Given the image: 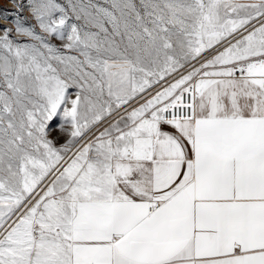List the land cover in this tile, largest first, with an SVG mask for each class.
Returning a JSON list of instances; mask_svg holds the SVG:
<instances>
[{"label": "snow or ice", "instance_id": "6c2138e0", "mask_svg": "<svg viewBox=\"0 0 264 264\" xmlns=\"http://www.w3.org/2000/svg\"><path fill=\"white\" fill-rule=\"evenodd\" d=\"M8 2L0 264H264V0Z\"/></svg>", "mask_w": 264, "mask_h": 264}, {"label": "rangeland", "instance_id": "374dc122", "mask_svg": "<svg viewBox=\"0 0 264 264\" xmlns=\"http://www.w3.org/2000/svg\"><path fill=\"white\" fill-rule=\"evenodd\" d=\"M0 10H8L15 11V5L13 3H9L8 0H0ZM25 16H28V13H24ZM3 27H11L10 24L6 23L4 20L0 19V28Z\"/></svg>", "mask_w": 264, "mask_h": 264}]
</instances>
